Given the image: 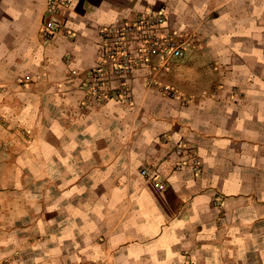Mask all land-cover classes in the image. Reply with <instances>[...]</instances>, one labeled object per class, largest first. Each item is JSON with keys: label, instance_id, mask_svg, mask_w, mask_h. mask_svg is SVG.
<instances>
[{"label": "crops", "instance_id": "0c3cea01", "mask_svg": "<svg viewBox=\"0 0 264 264\" xmlns=\"http://www.w3.org/2000/svg\"><path fill=\"white\" fill-rule=\"evenodd\" d=\"M70 2L47 43V0H0V264H264V0ZM150 12L187 36L155 75L181 98H87L101 27Z\"/></svg>", "mask_w": 264, "mask_h": 264}, {"label": "built area", "instance_id": "2783aa9c", "mask_svg": "<svg viewBox=\"0 0 264 264\" xmlns=\"http://www.w3.org/2000/svg\"><path fill=\"white\" fill-rule=\"evenodd\" d=\"M47 4L40 31L43 40L52 42L60 33L72 37L62 15L70 8V0H47ZM165 24L166 17L162 12H150L101 27L95 65L89 71L75 75L82 78L81 88L86 97L101 103L113 99L130 103L136 75L148 72V86L156 87L169 100L180 99V92L155 77L165 76L173 62L184 60L189 43L186 34L167 30ZM175 153L179 157L177 169L191 165L195 174L201 172L200 156L189 142H179ZM141 174L150 177L160 190L167 188L148 170Z\"/></svg>", "mask_w": 264, "mask_h": 264}]
</instances>
